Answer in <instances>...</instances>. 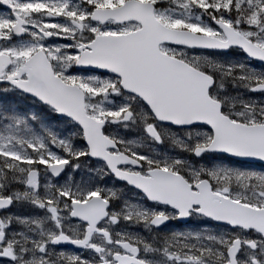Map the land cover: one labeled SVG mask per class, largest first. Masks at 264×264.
I'll list each match as a JSON object with an SVG mask.
<instances>
[{"label":"snow or ice","instance_id":"6c2138e0","mask_svg":"<svg viewBox=\"0 0 264 264\" xmlns=\"http://www.w3.org/2000/svg\"><path fill=\"white\" fill-rule=\"evenodd\" d=\"M0 264H264V0H0Z\"/></svg>","mask_w":264,"mask_h":264},{"label":"rangeland","instance_id":"374dc122","mask_svg":"<svg viewBox=\"0 0 264 264\" xmlns=\"http://www.w3.org/2000/svg\"><path fill=\"white\" fill-rule=\"evenodd\" d=\"M233 54H229L228 56H224V55H217L214 56V59H218L221 62H227L228 59H230L232 57ZM233 92V94H236L237 92L241 93V95L238 96V99H248L249 96H253L255 97V95L253 94H246L244 93L243 89H233L231 90ZM13 102L20 105L23 108H27L29 107V102L26 99L23 98H13ZM59 119H57L54 115H53V124L51 125L52 127V131L61 135H67L70 131H75V127L71 124L68 123H63V124H59L56 123V121H58ZM113 128H116V130L118 131L119 134H121L124 139L126 140H134L137 141L139 143V147L136 149L139 152H147L148 154H154L155 157L159 156L160 158H162V151H165V156H183L182 154L184 153H180L178 152L174 146L171 145V141H166V142H162L159 144V147L157 146V144L147 140V139H143L141 138V134L139 131H132L131 129L125 131L123 129L118 128L117 126H112ZM176 139H181L184 140L185 137L182 134H177ZM159 159V158H157ZM197 163H201L206 167H211L214 164H227L228 166H233V167H241V168H256L257 170H259L258 166H239V165H233L231 162L227 161L224 158L221 157H212V156H207L205 158H203L202 160H198ZM90 167V166H89ZM75 175V174H74ZM90 175V174H89ZM25 207L24 205H21L20 209H19V213L22 215H27V214H37L38 213H33L31 210H28L27 212L25 211ZM199 223V221H198Z\"/></svg>","mask_w":264,"mask_h":264},{"label":"flooded vegetation","instance_id":"af4514ba","mask_svg":"<svg viewBox=\"0 0 264 264\" xmlns=\"http://www.w3.org/2000/svg\"><path fill=\"white\" fill-rule=\"evenodd\" d=\"M229 54H231V53H225L223 55L228 56ZM157 146L159 147V144H157ZM144 154H148V153L145 152ZM164 154H165V151L163 150L162 154H161L162 157L165 156ZM182 155L184 156L185 154H182ZM207 156L217 157L215 155H207ZM207 156H205V157H207ZM155 158H160V157L157 156ZM200 160H202V159H200ZM237 165H239V163ZM89 166L91 167V165H89ZM93 179H95V178H93ZM100 183L104 187H111L114 189H123V191L120 193V200L127 199L129 202H132V203H138L139 202L136 199V197L139 196V193H136L134 196L133 195V191H134L133 189L125 187L121 182L115 181L113 178L105 177L102 181H100ZM120 200L117 201V206H119ZM198 221H199V223H198ZM211 227H212L211 223L209 221H206V220L186 219V220L168 221L164 225H161L160 230L161 231H170L173 229H176V230L193 229L194 230V229H198V228H211Z\"/></svg>","mask_w":264,"mask_h":264},{"label":"water","instance_id":"95a60500","mask_svg":"<svg viewBox=\"0 0 264 264\" xmlns=\"http://www.w3.org/2000/svg\"><path fill=\"white\" fill-rule=\"evenodd\" d=\"M212 155H222V156H225L224 154H212ZM227 158H229V157H227ZM230 159H233V160L237 161L235 158H230ZM239 162H243V161H239ZM244 163H249V162H244ZM255 164H258V162H256Z\"/></svg>","mask_w":264,"mask_h":264}]
</instances>
